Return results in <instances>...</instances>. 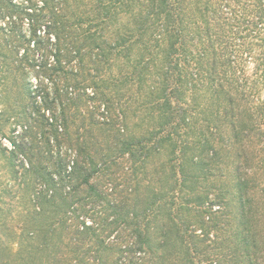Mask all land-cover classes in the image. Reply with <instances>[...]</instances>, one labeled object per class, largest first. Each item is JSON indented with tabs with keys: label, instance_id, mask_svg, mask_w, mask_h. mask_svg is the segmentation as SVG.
I'll return each instance as SVG.
<instances>
[{
	"label": "trees",
	"instance_id": "1",
	"mask_svg": "<svg viewBox=\"0 0 264 264\" xmlns=\"http://www.w3.org/2000/svg\"><path fill=\"white\" fill-rule=\"evenodd\" d=\"M0 107V264H264V0H0Z\"/></svg>",
	"mask_w": 264,
	"mask_h": 264
},
{
	"label": "rangeland",
	"instance_id": "2",
	"mask_svg": "<svg viewBox=\"0 0 264 264\" xmlns=\"http://www.w3.org/2000/svg\"><path fill=\"white\" fill-rule=\"evenodd\" d=\"M0 108H1V107H0ZM10 136H11V135H10ZM4 142L7 143L8 145L12 146L10 140H5ZM5 200H6L7 202H10V198H8V197H6V196H5Z\"/></svg>",
	"mask_w": 264,
	"mask_h": 264
}]
</instances>
